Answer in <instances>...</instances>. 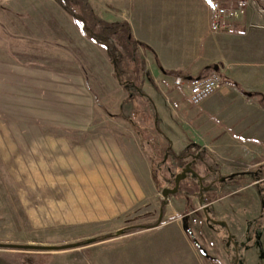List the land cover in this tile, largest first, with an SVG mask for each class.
<instances>
[{
	"label": "rangeland",
	"instance_id": "obj_1",
	"mask_svg": "<svg viewBox=\"0 0 264 264\" xmlns=\"http://www.w3.org/2000/svg\"><path fill=\"white\" fill-rule=\"evenodd\" d=\"M84 2L86 14L105 20ZM115 45L126 55L119 66L128 90L139 79L141 52L129 56L127 47ZM108 59L54 0H0V264H168L163 255L177 248L178 234L164 224L171 212L196 206L188 201L181 208L178 201L199 183L187 173L175 194L162 196L185 158L177 160L155 140L149 145L145 103L134 117L118 113L127 92L112 77ZM192 166L204 185L217 178L197 161ZM224 185L196 203L231 191ZM252 203L244 212L247 236L229 244L225 229L216 243L203 209L181 220L199 252L210 255L207 264H216L215 257L224 264H264L258 257L264 198ZM251 241L257 248L245 246ZM210 242L217 247L208 250Z\"/></svg>",
	"mask_w": 264,
	"mask_h": 264
},
{
	"label": "crops",
	"instance_id": "obj_2",
	"mask_svg": "<svg viewBox=\"0 0 264 264\" xmlns=\"http://www.w3.org/2000/svg\"><path fill=\"white\" fill-rule=\"evenodd\" d=\"M209 1L90 0L106 21L127 23L135 51L141 52L139 79L128 90L119 83L108 59L112 77L119 89L127 92L118 104V113L126 117L129 112L134 117L144 113L139 105L145 103L144 114L151 122L146 125L149 145L155 140L160 143L158 148H168L176 155L190 147L206 173L215 172L217 180L226 177L202 194L212 192V188L216 191L224 183L226 189L231 188L203 205L196 203L201 198L199 189L179 199L181 208L188 201L196 206L171 212L172 217L164 224L165 230L179 236L177 248L171 253L164 251L168 264H207L210 256L201 255L181 226L185 215L191 217L207 206L218 215V224L210 228L217 234L216 243L223 242L219 236L222 229L233 241H240L247 236L245 221L252 202L259 204L264 198V187H258L264 184V0H248L245 12L226 31L211 30ZM218 1L231 6L236 0ZM214 66L223 74L224 84L200 104H190L186 85H175L174 77L180 73L186 77L184 81L198 78L214 70ZM141 127L136 125L134 129L141 131ZM151 166L149 159L148 174L154 180ZM222 200H226L225 204L217 206ZM244 212L248 214L245 216ZM216 243L210 242L208 250L216 248ZM249 244L257 248L254 241L245 246ZM258 257L264 261V247ZM218 258H214L216 264H224L222 257L221 262Z\"/></svg>",
	"mask_w": 264,
	"mask_h": 264
},
{
	"label": "trees",
	"instance_id": "obj_3",
	"mask_svg": "<svg viewBox=\"0 0 264 264\" xmlns=\"http://www.w3.org/2000/svg\"><path fill=\"white\" fill-rule=\"evenodd\" d=\"M54 1L71 16L73 22L75 23L83 37L87 38L92 43L102 47L106 51L110 61L113 63L114 72L119 82L121 84L127 82L126 80L122 79V73L120 72L121 68L119 66V62L121 61V59L125 58L126 55L119 53L115 45V43L117 42L124 48L127 47V51L130 52L129 56H132L135 48L133 46L132 35L130 34L127 23H109L98 18L97 16L92 14V12H87V16L86 5H83L85 4V0ZM176 77H180L182 79L186 78L183 77L180 73H177ZM171 155H173L177 160H181L186 157L194 158V156H196L193 153H189V148L177 155L173 153H171Z\"/></svg>",
	"mask_w": 264,
	"mask_h": 264
},
{
	"label": "built area",
	"instance_id": "obj_4",
	"mask_svg": "<svg viewBox=\"0 0 264 264\" xmlns=\"http://www.w3.org/2000/svg\"><path fill=\"white\" fill-rule=\"evenodd\" d=\"M248 0H236L234 5L225 6L218 0H210L211 30L226 31L231 22L245 12ZM225 82L223 74L219 70H212L208 74L184 81L180 77H174L175 85H186L188 101L192 105L200 104L204 99L217 91Z\"/></svg>",
	"mask_w": 264,
	"mask_h": 264
},
{
	"label": "water",
	"instance_id": "obj_5",
	"mask_svg": "<svg viewBox=\"0 0 264 264\" xmlns=\"http://www.w3.org/2000/svg\"><path fill=\"white\" fill-rule=\"evenodd\" d=\"M217 67L216 66H214L213 67V69L215 70ZM188 80L189 79H191V78H187ZM187 173H191L192 175H194L196 178H197V181H198V183L199 184H201V181L203 180V178L202 177H200L199 175H197V173L191 168V166H190V164L188 163V164H186L182 169H181V171L179 172V173H177L176 175H175V177H174V180H173V182H174V185H173V187L172 188H170V189H168V188H164L163 190H162V196L163 197H167L168 195H172V194H175L177 191H178V189H179V183H180V181H182L185 177H186V175H187ZM225 178H221L220 180H224ZM203 200L201 199L200 200V204L201 205H203ZM207 208L208 207H203V211H204V213L206 212V210H207ZM208 219H209V217H207L206 216V220L208 221ZM214 222H216V221H214ZM218 223V222H217ZM231 235H229L228 236V242H227V244H229V241L231 240ZM10 246V245H9ZM24 247H29V246H24ZM65 246H45L44 248L45 249H51V250H58V249H61V248H64ZM200 253L202 254V255H205V252L204 251H200Z\"/></svg>",
	"mask_w": 264,
	"mask_h": 264
},
{
	"label": "flooded vegetation",
	"instance_id": "obj_6",
	"mask_svg": "<svg viewBox=\"0 0 264 264\" xmlns=\"http://www.w3.org/2000/svg\"><path fill=\"white\" fill-rule=\"evenodd\" d=\"M196 161V160H195ZM190 164V166H191V168L193 169V164H194V161L193 160H189L188 162H186V163H183V164H180L179 165V167H180V169H182L186 164ZM194 170V169H193ZM181 171V170H180ZM179 171V172H180ZM178 172V173H179ZM177 174V173H176ZM175 174V175H176ZM175 175H173V180H174V177H175ZM222 178V177H221ZM220 178V179H221ZM220 179H218L219 181H223V180H220ZM215 181H216V179L215 180H211L210 181V183L209 184H207V185H204V182L203 181H201V184H199V193L200 194H202V193H204V191H208V190H210L211 189V187H212V185L215 183ZM173 185H174V182H173ZM173 185L171 186V187H169V189L170 188H172L173 187ZM201 196V195H200ZM203 201H205V200H203ZM205 207H207V206H205ZM202 211V215L204 216V220L206 221V223H207V225L210 227V228H212L215 224H218L217 222L218 221H216V220H214V219H212V217L210 216V209H209V207L207 208V210H206V212L204 213V211L203 210H201ZM206 216L207 217H209V219H208V221L206 220ZM214 221H216V222H214ZM232 239V238H231ZM260 256V255H259Z\"/></svg>",
	"mask_w": 264,
	"mask_h": 264
}]
</instances>
